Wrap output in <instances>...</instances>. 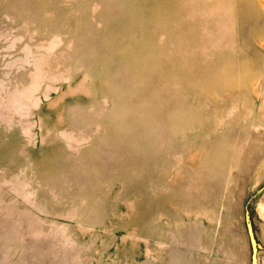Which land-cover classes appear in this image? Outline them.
<instances>
[{
    "label": "rangeland",
    "instance_id": "374dc122",
    "mask_svg": "<svg viewBox=\"0 0 264 264\" xmlns=\"http://www.w3.org/2000/svg\"><path fill=\"white\" fill-rule=\"evenodd\" d=\"M0 264H264V0H0Z\"/></svg>",
    "mask_w": 264,
    "mask_h": 264
}]
</instances>
